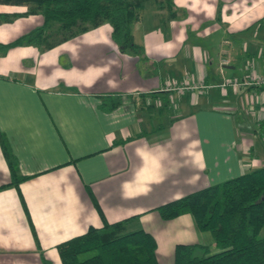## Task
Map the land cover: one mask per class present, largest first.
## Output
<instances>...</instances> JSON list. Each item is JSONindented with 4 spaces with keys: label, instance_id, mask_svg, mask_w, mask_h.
<instances>
[{
    "label": "crops",
    "instance_id": "1",
    "mask_svg": "<svg viewBox=\"0 0 264 264\" xmlns=\"http://www.w3.org/2000/svg\"><path fill=\"white\" fill-rule=\"evenodd\" d=\"M172 5L161 24L164 11L145 3L132 26L139 55L121 52L102 23L0 56V133L29 176L18 184L25 209L15 187L0 189V264H60V242L130 216L125 231L154 237L157 264H172L178 243L216 251L190 214L164 220L154 208L264 165V86L218 87L264 75V0ZM25 9L0 5L2 14ZM42 21L0 22V43ZM182 81L207 87L163 90ZM106 96L122 101L104 111ZM245 110L250 125L238 121ZM8 181L0 151V185Z\"/></svg>",
    "mask_w": 264,
    "mask_h": 264
},
{
    "label": "trees",
    "instance_id": "2",
    "mask_svg": "<svg viewBox=\"0 0 264 264\" xmlns=\"http://www.w3.org/2000/svg\"><path fill=\"white\" fill-rule=\"evenodd\" d=\"M145 3L164 11L161 24L175 15L172 0H0V5L26 8L22 13H0V22L37 13L43 19L40 26L0 43V56L14 46L49 49L102 23L111 26V39L121 52L139 55L142 49L133 42L132 26L139 21ZM121 101L119 96H106L99 106L109 111ZM0 151L9 172V181L0 189L13 186L19 194L18 184L29 176L19 173L1 133ZM19 198L25 209L20 194ZM154 210L164 220L190 214L196 228L208 233L216 248L213 252L205 245L175 244L172 264H264V233L259 235L264 226V165ZM133 217L111 223L103 220L101 226H88L84 233L60 242L56 246L60 264H157L154 237L142 230L125 231Z\"/></svg>",
    "mask_w": 264,
    "mask_h": 264
},
{
    "label": "built area",
    "instance_id": "3",
    "mask_svg": "<svg viewBox=\"0 0 264 264\" xmlns=\"http://www.w3.org/2000/svg\"><path fill=\"white\" fill-rule=\"evenodd\" d=\"M264 85V75L255 76L249 74L242 79H222L218 84L219 88H226L227 86L232 88H241V87H252V86H261ZM207 86L202 81L197 82H188L182 81L178 84L166 85L163 90L167 92H174L176 94L182 93L184 91H197L203 92Z\"/></svg>",
    "mask_w": 264,
    "mask_h": 264
},
{
    "label": "rangeland",
    "instance_id": "4",
    "mask_svg": "<svg viewBox=\"0 0 264 264\" xmlns=\"http://www.w3.org/2000/svg\"><path fill=\"white\" fill-rule=\"evenodd\" d=\"M37 14H38V13H37ZM38 15H40V14H38ZM40 17L42 18L41 15H40ZM247 111H248V110H247ZM247 111L245 110L244 115H240V114H238V121H242V120H244L246 124L250 125V115H249V114L246 115V112H247ZM254 128H255V130H257V131L259 132L258 127H255V126H254ZM259 134L262 135L261 132H259ZM263 233H264V226H263L262 229L260 230L259 235H262Z\"/></svg>",
    "mask_w": 264,
    "mask_h": 264
}]
</instances>
